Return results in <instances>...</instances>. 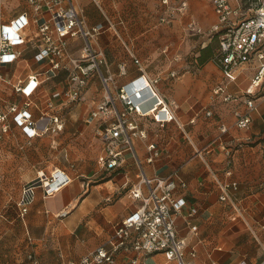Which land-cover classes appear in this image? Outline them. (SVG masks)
<instances>
[{
	"label": "crops",
	"instance_id": "1",
	"mask_svg": "<svg viewBox=\"0 0 264 264\" xmlns=\"http://www.w3.org/2000/svg\"><path fill=\"white\" fill-rule=\"evenodd\" d=\"M188 1L190 12L199 13V5L205 2L215 11L209 0ZM76 3L86 12L90 26L104 25L99 44L115 75L116 87L142 74L133 54L150 78H159L155 88L174 112L175 120L164 123L156 122L151 116L136 115L147 135L135 138L134 145L148 176H170L177 184L174 194L183 200V205L175 215L176 228L186 242V264L242 261L263 264L264 96L255 99V106L250 109L252 121L247 128H239L235 123V112L248 110L247 93L259 62L254 59L238 68L234 80H228L214 60L196 65L191 62V65L188 54L198 41L189 38L187 23L160 21L164 7L159 0H76ZM32 10L28 0H2L0 24L23 12L32 15ZM215 14L217 20L211 26L218 21L216 11ZM202 22L208 25L210 19L203 18ZM70 40L71 49L77 54L81 40ZM23 49L18 60L1 67L5 81L0 86V96L7 101L1 102L4 106L12 100L22 106L27 98L16 92L13 85L20 80L26 82L29 75L43 70L44 64L35 58L38 51L35 44H26ZM122 62L127 63L126 74L119 72ZM172 71L177 72L176 76L171 75ZM65 80L66 73L61 71L43 83L33 95L36 105L44 106L48 90L54 86L62 88ZM224 82L226 93L232 95L230 100H224V94L213 93ZM99 85L98 79H93L83 100L64 109V133L70 135L79 130L76 140L80 142L92 141L99 126L98 121L87 124L85 117L101 100ZM112 92L115 94L114 89ZM144 94L148 98L149 91ZM147 98L142 101L144 104ZM31 110L38 118L39 110L36 107ZM221 124L227 126L226 132L221 131ZM10 134V139L4 141L8 147L24 140L20 127L14 124ZM27 140L38 144L28 148L26 154L30 156L34 149L41 156L50 150L48 136ZM150 143L156 144L160 151L151 163L146 161ZM116 149L122 150V154L120 165L114 169L104 166L105 154L99 160H92L89 152L80 153L75 167L60 165L70 174L71 181L50 196H44L38 188L24 218L18 215L17 200L4 212L0 211V264H68L105 243L117 224L141 203L131 193L138 182L136 158L125 145ZM51 170L53 165L47 164L27 181L49 175ZM220 182L237 183V188L230 191L241 206V214L235 215L233 206L220 199ZM192 226L197 229L193 230ZM191 250L196 253L194 257L189 253ZM135 255L133 251H120L116 264H129ZM139 264L179 263L157 252L140 254Z\"/></svg>",
	"mask_w": 264,
	"mask_h": 264
},
{
	"label": "built area",
	"instance_id": "2",
	"mask_svg": "<svg viewBox=\"0 0 264 264\" xmlns=\"http://www.w3.org/2000/svg\"><path fill=\"white\" fill-rule=\"evenodd\" d=\"M160 1L165 5L171 3V0ZM209 1L218 15V21L211 26V31L221 33V55L215 62L224 76L228 80H234L238 68L254 59L259 62L247 93L248 110L235 112L236 125L247 128L252 121L250 109L255 106V99L264 96V0ZM28 3L33 9L32 15L23 12L0 24V84L5 81L1 67L18 60L26 44H35L38 49L35 58L44 67L29 75L26 82L20 80L13 85L15 91L27 100L22 106L12 103L8 110L0 109L1 135L11 131L10 118L28 139L46 131L59 133L64 127V120L55 111L68 102L80 100L90 76L97 74L103 84L105 96L91 112L90 119L108 117L111 113L116 115L113 122L100 129L105 144L104 166L114 169L120 165L122 150L116 149L119 145H125L134 154L139 166L138 182L131 193L141 202L140 206L117 224L114 233L105 243L68 264H116L117 253L120 251L136 253L129 264H139L140 254L157 252L163 253L169 261L176 260L179 264H186V242L179 237L176 228L175 215L183 205V200L177 199L174 194L177 184L170 176H148L137 157L134 145L135 138L147 135L140 127L136 115L151 116L161 123L175 120L173 110L155 88L159 78H150L144 72L140 59L131 54L142 74L119 87L114 95L112 85L116 81L115 75L109 71L104 73L101 69L103 64H107L104 50L99 44V37L105 30L104 25H86L72 0H28ZM1 4L2 0L0 6ZM188 5V0H181L179 11H186ZM78 37L84 40L79 55L70 50V39ZM62 70L67 72L65 85L52 90L46 97L44 106L38 103L36 105L34 93ZM119 72L127 73L126 62L119 64ZM171 75L176 76V72ZM146 91H149L148 98L144 94ZM213 93L224 94V100L232 98L231 94L226 93L225 82L215 87ZM145 98L146 104L142 102ZM32 107L39 110V118L34 116ZM220 129L226 132L227 126L221 124ZM147 148L150 154L146 161L151 163L160 155V151L154 143H150ZM71 179L65 169L56 167L49 175L25 182L16 202L20 218L28 213L36 199L38 188L42 189L44 196H50ZM219 188L220 199L233 206L235 215L241 214V206L230 191L237 188V183L220 182ZM192 229L196 230L197 227L192 226ZM189 253L193 257L196 255L192 250ZM30 257L38 263L37 259L31 255ZM239 264L247 263L242 261Z\"/></svg>",
	"mask_w": 264,
	"mask_h": 264
},
{
	"label": "rangeland",
	"instance_id": "3",
	"mask_svg": "<svg viewBox=\"0 0 264 264\" xmlns=\"http://www.w3.org/2000/svg\"><path fill=\"white\" fill-rule=\"evenodd\" d=\"M72 1L74 4L76 3V0H72ZM180 1L181 0H171L170 5H165L159 0L160 4L164 7L163 12L160 16V21L167 22V23H172L173 21H176L177 23H187V28L190 30L188 32L189 38L192 40L198 41V43L193 47L192 51L188 54L187 60L189 61L191 65H192L191 62H194V65H196L197 63L196 57L200 55V49L205 42H213L215 53L219 51L221 39L218 36H216L215 33L211 31V27H210L211 24L217 20V16L215 14L213 6L209 4L208 2H205L199 5L200 6L199 13L197 12L195 13L193 11L190 12L189 7L187 8L186 11H179ZM75 5L80 13L81 18L86 22V25L90 26L87 23L86 18H85L86 12H82V10H80V7L77 6V3ZM203 18L210 19V22L208 23V25L203 24L202 22ZM91 26H94V25H91ZM78 38L81 40V47H79V52L77 53L79 55L80 50L84 45V40L81 37H78ZM70 50L74 53V51L71 49V40H70ZM101 69L104 73H106L107 71L113 73L110 70L108 63L103 64ZM64 72L66 73V78H67V72L66 71ZM55 77L49 80H52ZM95 78L98 79L100 83L99 90L102 92L101 93L102 97L100 101L103 100L105 96L103 84L99 76L97 74H94L93 76H90V80L88 81L85 88H83V95L80 100L68 102L67 104L64 105L63 108H61L58 111H55L56 113L60 115L61 118H63V120L65 117L63 116L65 114L64 109L69 108L74 103L81 102L84 98L86 90L88 89L92 80ZM49 80H47L46 82H48ZM57 88L58 87L54 86L51 89H49L48 94H46V97L50 95L52 90L57 89ZM112 89H114V93H115L114 95H116V91L118 89L116 87V84L112 85ZM11 96L12 95H10L9 97ZM1 102H4V100H1V96H0V109L8 110L10 104L16 103V100H12V102L8 104L7 106H4V104H1ZM18 103L19 102H17L16 104ZM93 110L90 109V111L86 114L85 117H87L86 118L87 124H89L90 122L98 121L99 126L97 127V129H95L96 138L92 137L93 138L92 141L83 140L82 142H80L79 140H76V137L79 134V130L77 129H76L78 131L77 133L72 132L70 135L68 134L69 135L68 136L67 134L64 133L65 128H66V122L64 121V127L59 133L56 134L52 131H46L39 135V136H48L49 144H50L49 145L50 150L45 152L43 156H41L38 153V151H36V149L33 150L34 152L31 154V156L26 154V151H28V148H32V147L35 148L36 146H38V144H35V142L28 141L25 134L21 130V128H20V132L21 134L24 135V140L23 141L19 140L12 147H8L4 143L5 139L9 137L8 135L10 134V132L9 134L7 133L4 135L3 134L1 135L0 133L1 135L0 137V211L1 212H4L10 205H14L15 200H18L20 196L22 185L24 184V182H26L30 178H33L36 175L38 169H43L47 164L53 165V169L54 167H60V165L63 167L64 166L75 167L76 163H78V160H80L79 155L82 152H89L90 156H93L92 160H96L94 158H98L99 160L100 157L103 154H105V149H104L105 144L101 138L100 129H103L107 124H109L110 122H113L116 119V115L114 113H111V115H109L108 117H104V118L97 117V118L90 119L91 112ZM88 119H90V121H88ZM9 122H10L11 129H12L13 124L17 126L11 118ZM52 144L55 147H52Z\"/></svg>",
	"mask_w": 264,
	"mask_h": 264
},
{
	"label": "trees",
	"instance_id": "4",
	"mask_svg": "<svg viewBox=\"0 0 264 264\" xmlns=\"http://www.w3.org/2000/svg\"><path fill=\"white\" fill-rule=\"evenodd\" d=\"M215 35L220 38L221 33H215ZM220 55L221 48L219 47V51L215 53L213 42H209L205 47H201L200 55L196 57V61L198 64H204L209 60H217Z\"/></svg>",
	"mask_w": 264,
	"mask_h": 264
}]
</instances>
